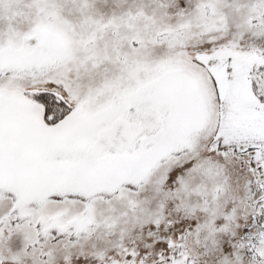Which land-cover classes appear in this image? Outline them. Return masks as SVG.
I'll list each match as a JSON object with an SVG mask.
<instances>
[{
  "label": "snow or ice",
  "instance_id": "snow-or-ice-1",
  "mask_svg": "<svg viewBox=\"0 0 264 264\" xmlns=\"http://www.w3.org/2000/svg\"><path fill=\"white\" fill-rule=\"evenodd\" d=\"M0 264H264V0H0Z\"/></svg>",
  "mask_w": 264,
  "mask_h": 264
}]
</instances>
